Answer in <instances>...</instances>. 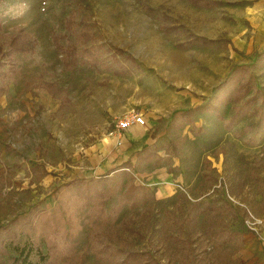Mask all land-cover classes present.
<instances>
[{"label": "rangeland", "instance_id": "obj_1", "mask_svg": "<svg viewBox=\"0 0 264 264\" xmlns=\"http://www.w3.org/2000/svg\"><path fill=\"white\" fill-rule=\"evenodd\" d=\"M209 1L215 5L200 7L188 0H5L0 8V45L6 49L5 43L23 28L36 40V48L17 56L19 74L0 97V225L33 205L50 212L62 200L58 192L71 181L104 173L126 159L135 163L134 153L144 145L160 147L163 153L166 142L183 137L171 171L151 162L135 164V181L154 196L151 210L148 213L146 205L135 210L125 206L105 226L114 245L151 249L160 264H264L262 195L253 178L255 172L264 179V124L259 125L264 66L251 68L260 91L257 110L230 131L223 120L207 112L194 118L195 125L203 127L199 135L188 126H170L175 112L208 101L232 68L250 65L264 50V0ZM71 12L75 21L84 16L96 41L131 55L137 64L133 72L115 76L87 64L66 71L51 30L72 39L80 28L66 31L64 22ZM162 24L174 29L165 31ZM192 36L208 43L180 46ZM42 82H56L65 89L68 104L60 109L59 99ZM233 104L221 108L224 119L232 114ZM131 111L142 113L145 123L115 130V122ZM35 164L46 170L40 179L30 173ZM206 166L215 178L212 185L204 179ZM181 193L199 204L229 205L216 219L239 231L242 245L235 239L214 250L205 228L218 212L198 215L193 228L179 233L168 226L165 210L177 216L186 210ZM115 201L109 199L107 209ZM80 214L73 258L82 254L78 264H106L88 251L93 223ZM61 234L55 227L42 241L43 250H53ZM171 236L185 241L175 245L189 247L187 258L175 255Z\"/></svg>", "mask_w": 264, "mask_h": 264}, {"label": "trees", "instance_id": "obj_2", "mask_svg": "<svg viewBox=\"0 0 264 264\" xmlns=\"http://www.w3.org/2000/svg\"><path fill=\"white\" fill-rule=\"evenodd\" d=\"M200 7H212L214 2L209 0H188ZM5 0H0V8ZM72 13V12H71ZM64 22L66 31L75 32V36L70 39L58 34L54 27L51 30V39L55 50L61 54L62 66L66 71L73 72L79 66L87 64L89 68L95 70L110 71L115 76H128L137 67L134 58L126 54L117 46L105 47L103 43L96 41V35L92 26L88 24L84 16L75 21V14L72 13ZM165 31H172L174 27L162 24ZM2 22L0 18V31ZM194 43L205 46L208 41L196 36L180 46H192ZM6 49L0 45V97L7 94L9 85L19 74L18 55L33 53L36 48V40L23 28H18L16 33L5 43ZM264 66V50L257 53L256 60L248 64H238L232 68L231 72L216 87L213 96L202 104H196L191 108H186L175 112L170 120V126L182 129L189 127V131L194 135L203 132V127L195 125V116L199 113H212L220 120H223L224 129L230 131L240 120L252 115L257 110L255 103L259 95L255 77L251 71L252 67ZM42 86L54 97L59 99V107L62 109L68 104L67 91L59 88L56 82H42ZM240 102L239 105L233 104ZM233 104V112L224 119L221 108ZM264 124V109L261 110L260 124ZM258 125V126H259ZM241 136V133H236ZM184 138L166 142L163 153L160 147L144 145L134 153L135 163L131 159H126L120 164L108 169L106 172L91 176L89 178H77L65 187V190L58 192L62 200L56 202V206L50 212L33 205L25 214L15 216L8 224L0 225V264H78L82 262L84 255L77 254L73 258L75 250V231L77 229L76 219L86 215L92 228L87 234L89 242L88 251L100 258L106 264H160L151 249L119 248L114 245V238L111 231L105 226L112 223L121 210L126 206L130 210L146 205L149 213L153 200V194L142 184L135 181V164L148 163L154 167L166 165L168 172L172 170V158L180 153ZM205 165L209 162L205 159ZM204 173V179L210 185L215 178L211 175L210 167ZM31 175L40 179L46 170L39 164L31 167ZM112 173V175H110ZM254 173V181L261 193L260 209L264 211V179ZM116 177V178H115ZM115 178V179H113ZM65 193V197L63 196ZM115 197V203L107 209V201ZM187 205L185 211L178 216L173 211L165 210V221L168 226L178 230V233L193 228L196 224L197 216L200 214L214 215L208 220L205 234L212 242L214 250H219L221 246L232 243L235 239L242 245V235L239 231L229 229L226 224L219 222L216 216L220 215L223 207L227 204L215 205L213 202H203L199 204L191 201L185 193L180 194ZM79 212V215H78ZM74 221V223L72 222ZM100 225H96V223ZM80 225V224H79ZM57 227L62 231L60 239L53 250L44 251L42 241L49 238L52 230ZM79 229V228H78ZM171 247H174L175 255L180 259L187 258L188 252L182 245V249L177 248V242H183L179 236H171ZM194 239L192 240V242ZM176 246V247H175ZM10 250L11 255L8 253ZM187 254V255H186ZM124 255L122 260H116L118 256Z\"/></svg>", "mask_w": 264, "mask_h": 264}, {"label": "built area", "instance_id": "obj_3", "mask_svg": "<svg viewBox=\"0 0 264 264\" xmlns=\"http://www.w3.org/2000/svg\"><path fill=\"white\" fill-rule=\"evenodd\" d=\"M145 123V117L142 113L131 111L124 117L118 119L115 122V130L117 131H125L132 125H142Z\"/></svg>", "mask_w": 264, "mask_h": 264}, {"label": "crops", "instance_id": "obj_4", "mask_svg": "<svg viewBox=\"0 0 264 264\" xmlns=\"http://www.w3.org/2000/svg\"><path fill=\"white\" fill-rule=\"evenodd\" d=\"M138 126H140V125H132L131 127H138ZM131 127H130V128H131ZM162 174H163V173H161V175H162Z\"/></svg>", "mask_w": 264, "mask_h": 264}]
</instances>
